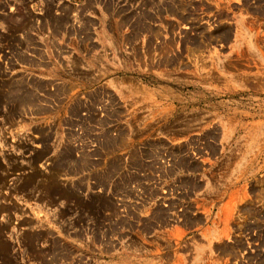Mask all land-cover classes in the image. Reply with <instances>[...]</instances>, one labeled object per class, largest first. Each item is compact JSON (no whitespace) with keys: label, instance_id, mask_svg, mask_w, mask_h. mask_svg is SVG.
<instances>
[{"label":"rangeland","instance_id":"1","mask_svg":"<svg viewBox=\"0 0 264 264\" xmlns=\"http://www.w3.org/2000/svg\"><path fill=\"white\" fill-rule=\"evenodd\" d=\"M0 264H264V0H0Z\"/></svg>","mask_w":264,"mask_h":264}]
</instances>
